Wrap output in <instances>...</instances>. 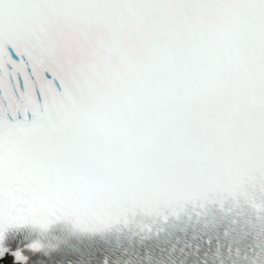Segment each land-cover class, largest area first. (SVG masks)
<instances>
[{
    "label": "snow or ice",
    "instance_id": "obj_1",
    "mask_svg": "<svg viewBox=\"0 0 264 264\" xmlns=\"http://www.w3.org/2000/svg\"><path fill=\"white\" fill-rule=\"evenodd\" d=\"M250 196L264 0H0V264H264Z\"/></svg>",
    "mask_w": 264,
    "mask_h": 264
}]
</instances>
